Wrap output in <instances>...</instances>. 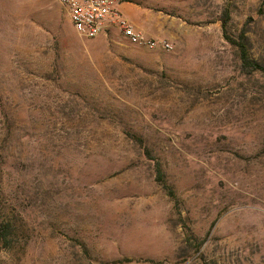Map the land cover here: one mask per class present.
<instances>
[{"label":"rangeland","instance_id":"1","mask_svg":"<svg viewBox=\"0 0 264 264\" xmlns=\"http://www.w3.org/2000/svg\"><path fill=\"white\" fill-rule=\"evenodd\" d=\"M120 12L172 50L0 0V264H264V84L221 28L264 67V0Z\"/></svg>","mask_w":264,"mask_h":264},{"label":"built area","instance_id":"2","mask_svg":"<svg viewBox=\"0 0 264 264\" xmlns=\"http://www.w3.org/2000/svg\"><path fill=\"white\" fill-rule=\"evenodd\" d=\"M66 11L75 33L83 39H95L110 28L120 31L129 45L152 51L172 50L169 41L145 36L136 31L122 16L120 7L139 0H55ZM182 2L185 0H157Z\"/></svg>","mask_w":264,"mask_h":264},{"label":"trees","instance_id":"3","mask_svg":"<svg viewBox=\"0 0 264 264\" xmlns=\"http://www.w3.org/2000/svg\"><path fill=\"white\" fill-rule=\"evenodd\" d=\"M228 22H229V18L226 15L224 16V19H222V22H221L222 35H223L224 40L231 47L236 49L237 54H238L239 66H240L242 74L246 77H252L255 75H259L264 84V67H262L259 63L252 61L249 58L247 48H246V38L244 34H240L238 37L235 38L234 36H231L228 33V29H227ZM125 136L130 141H132L135 145L143 148L147 157H149V159H152L150 152L144 146V141L141 137H138L137 135L132 134V133H125ZM154 161H155V167H156V173H157V180L163 181V173H162L160 164L157 160H154ZM168 194L170 196H173L170 190H168ZM7 235H8L7 224H3V222H0V251L8 247L9 243L7 240ZM198 250H199V247H198Z\"/></svg>","mask_w":264,"mask_h":264},{"label":"crops","instance_id":"4","mask_svg":"<svg viewBox=\"0 0 264 264\" xmlns=\"http://www.w3.org/2000/svg\"><path fill=\"white\" fill-rule=\"evenodd\" d=\"M123 6V5H122ZM130 23L134 26H137L138 24L136 22L130 21Z\"/></svg>","mask_w":264,"mask_h":264}]
</instances>
